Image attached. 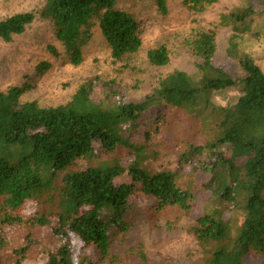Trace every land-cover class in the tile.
Masks as SVG:
<instances>
[{
    "label": "trees",
    "instance_id": "trees-1",
    "mask_svg": "<svg viewBox=\"0 0 264 264\" xmlns=\"http://www.w3.org/2000/svg\"><path fill=\"white\" fill-rule=\"evenodd\" d=\"M116 1L46 0L39 15L53 22L55 36L73 64L82 61V49L96 24L112 56L121 59L140 49L142 30L135 15L117 8ZM155 2L167 11V0ZM186 2L203 12L214 0ZM261 5L264 12V2ZM259 12L250 4L220 16L221 24L233 27L228 55L239 59L242 75L233 76L214 64L216 31L210 28L191 40L202 59L196 73L174 70L141 100L99 102L92 97L95 81L82 84L72 100L55 106L22 102L31 83L0 90V264H7L10 232L24 237L13 249L16 264L34 246L41 247L43 264H92L90 254L83 252L90 246L116 264L112 239L127 229L136 193L153 196L149 207L156 213L192 211L196 194L179 180L187 167L210 173L203 189L224 206L208 207L189 227L203 248L202 264H245L251 252L264 256V66L240 55L235 41L252 28ZM35 18L32 11L0 18V37L11 41ZM148 59L166 65L168 47L150 49ZM49 67V61H42L37 70ZM232 88H239L235 99L219 103L216 95ZM184 115L200 121V133L207 136L202 142L178 139L176 167L163 165L161 158L168 152L156 144L179 127ZM128 156L133 159L124 166ZM124 175L128 181L121 179ZM28 200L35 203V211L26 216ZM225 209L241 212V224L225 218ZM44 226L49 227L46 236L37 231ZM75 237L81 241L79 252ZM140 256L146 264L144 252Z\"/></svg>",
    "mask_w": 264,
    "mask_h": 264
},
{
    "label": "rangeland",
    "instance_id": "rangeland-1",
    "mask_svg": "<svg viewBox=\"0 0 264 264\" xmlns=\"http://www.w3.org/2000/svg\"><path fill=\"white\" fill-rule=\"evenodd\" d=\"M45 1L0 0V18L25 11L36 13L35 20L27 26L24 33L15 35L9 42L0 37V90L31 83L32 88L22 96V102L35 100L41 106L65 104L88 81L96 82L92 97L104 104L116 98L141 100L158 85L161 78L174 70L196 73L197 65L202 59L194 53L191 40L198 31L210 28L216 31L214 64L223 67L233 76L242 75L239 59L228 55L233 27L231 24H221L220 16L250 4L260 12L252 28L239 35L235 41L240 55L247 54L264 66V12L261 5L264 0H214L203 12H195L186 0H167L166 12L158 8L155 0H117V8L132 12L140 22V49L121 59H115L109 42L96 24L92 27V38L82 49L83 59L79 64H73L66 56L63 43L55 36L53 22L39 15ZM162 44L168 47L170 60L163 66L153 65L148 59V52ZM42 61H49L50 67L39 72L37 67ZM238 94L239 88H232L217 94L216 98L219 103L226 104ZM201 124L184 115L175 131L161 136L156 147L168 152L161 158L163 165L176 167L175 158L181 151V145H176L178 139L189 137L197 142L205 139L207 135L200 133ZM132 159L133 156L126 157L124 166L129 165ZM210 176V173L192 171L189 167L183 170L180 183L188 186L197 197L195 206L189 213L179 209L156 213L149 207L155 198L141 192L136 193L132 197L134 205L127 217V229L112 239L111 253L117 257L116 264H143L141 251L146 256V264H202L203 248L195 234L189 231V227L196 224L197 218L208 207L224 208L219 202H215L211 192L203 189V184ZM121 179L127 180L128 176L124 175ZM34 211L35 203L28 200L24 205V214L28 216ZM224 216L235 225L243 221L241 212L230 213L225 209ZM37 231L46 236L49 227H40ZM9 241L4 257L7 264H16L13 249L24 243V237L10 232ZM44 243L49 244V241L46 239ZM74 245L79 252L81 241L76 237ZM83 252L90 254L92 264H112L109 258H100L93 246L83 249ZM43 256L41 247L34 246L21 264H43ZM244 262L264 264V256L251 252L244 258Z\"/></svg>",
    "mask_w": 264,
    "mask_h": 264
}]
</instances>
